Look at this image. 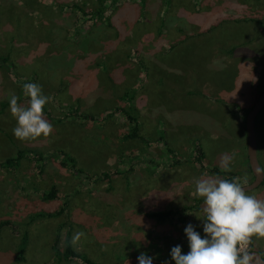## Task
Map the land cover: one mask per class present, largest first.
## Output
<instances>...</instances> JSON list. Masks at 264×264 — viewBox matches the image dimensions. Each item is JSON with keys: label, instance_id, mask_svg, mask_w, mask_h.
<instances>
[{"label": "rangeland", "instance_id": "obj_1", "mask_svg": "<svg viewBox=\"0 0 264 264\" xmlns=\"http://www.w3.org/2000/svg\"><path fill=\"white\" fill-rule=\"evenodd\" d=\"M110 1L0 0V224L9 222L0 225V264H84L62 257L68 245L93 264H137L141 252L174 264L171 247L188 251L186 224L203 236L196 181L252 180L244 118L264 87V0ZM28 82L49 98L42 116L53 127L20 141L8 101L27 106ZM118 109L137 118L141 139L125 136ZM263 137L259 127L264 171ZM52 188L55 198L42 199ZM245 193L264 200V183ZM170 209L171 218L150 215ZM247 252L264 264V238L253 236Z\"/></svg>", "mask_w": 264, "mask_h": 264}, {"label": "clouds", "instance_id": "obj_2", "mask_svg": "<svg viewBox=\"0 0 264 264\" xmlns=\"http://www.w3.org/2000/svg\"><path fill=\"white\" fill-rule=\"evenodd\" d=\"M28 105L17 103V96L8 101L9 111L16 121L12 129L20 141L48 137L52 124L42 116V109L49 98L41 87L32 82L22 85ZM230 157L222 158L224 171L229 170ZM194 195L203 198L204 216L201 232L194 230L192 223L186 224L183 233L188 251L182 254L179 244L171 247L169 255L174 264H250L252 256L247 252L251 238H264V200L247 195L240 184L228 179H199ZM83 233L72 237L75 243ZM137 264H153V257L141 252Z\"/></svg>", "mask_w": 264, "mask_h": 264}, {"label": "trees", "instance_id": "obj_3", "mask_svg": "<svg viewBox=\"0 0 264 264\" xmlns=\"http://www.w3.org/2000/svg\"><path fill=\"white\" fill-rule=\"evenodd\" d=\"M115 2H116V0H111L110 4H114ZM263 107H264V105H263ZM118 110L120 111L121 114H123L125 116V119L129 123V126H130L129 127V132L127 134H125V136L126 137H131V138H139V135H138L139 124H138L137 118L134 115L130 114L128 111H125V110H122V109H118ZM81 116H82V119L94 120V116L89 115V114H83ZM76 117L81 118L79 116H76ZM244 120H245V118H244ZM56 121H60V119H57ZM259 127L261 128V131L264 134V112L261 111V110L257 113V115L255 117V133H256V142H257V152H258V145H259V142H258V139H257V134H258V131H259ZM194 150L196 152V154L194 156V161L196 162V165H197L198 168L203 169L204 167H203V165L201 163L202 150L200 149L199 145L196 146V148H194ZM24 152L25 151H23V150H18L14 157L5 159L4 163L5 164H9V163H12L13 161H16L17 159H19L22 156V154ZM28 153H30V154L33 153L34 156H36V159H38V160H44V157H48L45 154L43 156V154L41 152L34 151V152H28ZM49 154H51V156L55 155V154H60L63 157L62 158V162H61L62 165H65L68 162L70 167H71V169H72V171L74 173H78V174L82 173V170L80 168L76 167L75 159L70 157L65 151H63V150H51L49 152ZM177 162H179V160L175 159L173 164H176ZM214 171H216V170H214ZM99 177L101 179L105 180L108 177V174L103 172V173L100 174V176H98V178ZM224 179H228L230 181H233V178L231 176H227V175H226V177ZM263 183H264V179H263L261 184H263ZM55 196L56 195H55L54 188L50 189L46 193L45 192L41 193V198L42 199H53V198H55ZM194 201H195V203L192 204V207H194L195 209H199L198 204L201 201H203V200L199 199V198H195ZM62 210L63 209H59L57 211L48 212L46 214L38 213L37 216H43V215H46L47 217L57 216V215L61 214ZM174 214H175V212L170 209V210L156 211V212L151 213L150 215L153 216V217H156L157 219L160 220V219H164V218H171V217H173ZM5 224H9V222H5L4 221L0 225H5ZM56 239H57V235H56ZM25 241H26V235L24 234L23 237H22V242L24 243V245H25ZM24 245H22L19 248L20 252L23 251ZM256 252L259 253V250H257ZM61 255H62V257L64 259H74V258H76V259L81 260V262H83L84 264H93L92 261L88 257H86L84 254H80V253L74 251L69 245L65 247L63 252H61ZM260 258L264 260L263 256H261ZM16 259L17 260L21 259V256H17Z\"/></svg>", "mask_w": 264, "mask_h": 264}, {"label": "water", "instance_id": "obj_4", "mask_svg": "<svg viewBox=\"0 0 264 264\" xmlns=\"http://www.w3.org/2000/svg\"><path fill=\"white\" fill-rule=\"evenodd\" d=\"M263 105L264 87L257 99L252 104V106L247 110L244 120L247 165L252 174V180L249 183L241 186L245 191H249L256 188L262 183L264 179V171L257 157V142L255 133V117L257 113L261 110ZM202 204L203 201L198 204L199 209L201 210H203L201 207ZM249 247L250 244L248 245L247 250L249 249Z\"/></svg>", "mask_w": 264, "mask_h": 264}, {"label": "crops", "instance_id": "obj_5", "mask_svg": "<svg viewBox=\"0 0 264 264\" xmlns=\"http://www.w3.org/2000/svg\"><path fill=\"white\" fill-rule=\"evenodd\" d=\"M218 46V45H217ZM138 121V120H137ZM138 124H139V127H140V123H139V121H138ZM245 133V132H244ZM138 135H139V132H138ZM139 138L141 139L142 138V136H140L139 135Z\"/></svg>", "mask_w": 264, "mask_h": 264}]
</instances>
